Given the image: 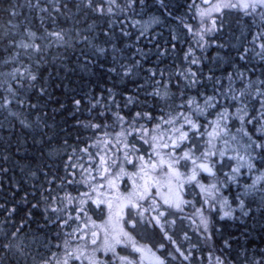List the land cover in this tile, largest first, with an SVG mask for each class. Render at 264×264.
Returning a JSON list of instances; mask_svg holds the SVG:
<instances>
[{"label": "snow or ice", "instance_id": "6c2138e0", "mask_svg": "<svg viewBox=\"0 0 264 264\" xmlns=\"http://www.w3.org/2000/svg\"><path fill=\"white\" fill-rule=\"evenodd\" d=\"M136 2L8 0L3 9L8 19L0 25V48L3 64L11 71L0 73L4 77L0 111L5 113L0 121L5 153L0 175L13 171L6 166L13 157L17 166L35 158L27 149L21 152L29 138L31 147L49 163L35 170L20 167L32 181L31 194L39 192L40 199L31 208L43 204V222L28 211L16 227L17 205L0 204L5 226L13 225L0 238V264H27L32 248L33 264H205L196 254L205 249L192 242L186 221L196 226L198 239L207 245L213 237L214 212L224 219L234 218L237 208L242 216L255 208L264 216V70L253 79L252 70L231 62V70L218 74L222 61H217V67L205 73L202 56L189 46L184 67L174 72L148 70L143 80H133L141 60L124 62L120 43L130 33L121 22L117 34L116 20L117 13L123 15ZM203 3L207 7L195 0L189 5L200 18L198 29L182 21L201 53L209 44V33H229L252 45L241 46L239 61L247 62L249 52L264 61V0ZM242 18L244 28L235 35ZM179 39L172 35L173 41ZM53 44L64 52H52ZM77 48V59L85 67L103 68V61L110 58L106 71L113 81L130 82L133 89L116 91L114 83L92 95L87 116L77 119V135L69 143L47 134L49 125L43 119L47 113L30 90L39 83L38 95L48 96L43 74L63 65L68 51L75 54ZM74 104L79 111L82 100L74 99ZM245 173L248 180L242 182ZM234 186L237 207L226 195ZM8 191L15 201L20 185L9 180ZM28 195L22 197L25 206L30 203ZM25 219L29 229L36 224L34 231L24 233ZM217 251L214 258L208 251L207 264H264V250L259 259L246 249L233 255L225 240Z\"/></svg>", "mask_w": 264, "mask_h": 264}, {"label": "trees", "instance_id": "16d2710c", "mask_svg": "<svg viewBox=\"0 0 264 264\" xmlns=\"http://www.w3.org/2000/svg\"><path fill=\"white\" fill-rule=\"evenodd\" d=\"M46 2V0H42ZM198 6H205L203 0H195ZM213 2V0H210ZM118 3L123 5L125 0H118ZM192 0H144L141 4L140 0H137L132 9L126 10L121 15L117 13L119 19L116 20V32L119 34L121 22L123 27L130 33L128 37H122L120 47L124 49L123 57L125 63H130L133 59L141 60V68L139 75L133 77V80H143L148 70H160L168 69L169 71H176L179 68L184 67V53L188 50L189 46L196 48L197 54L202 56L204 68L206 73L208 68H216L217 61H222L220 67L217 68V73L227 68L231 70V62H236L244 68L252 70V78L256 79L260 77L261 71L264 70V61H261L254 53L249 52L250 59L245 61H239L238 55L242 52V45L249 48L252 45L248 44L246 40H237L235 36L229 33L214 35L209 33L206 39L209 44L206 46L205 51L201 53L195 44L194 37L188 33L187 29L183 27V23L192 25L196 30L199 24V17L195 16L196 9L189 8ZM8 6V0H0V25L5 24L8 17L3 12V9ZM116 19V18H113ZM234 19V17H230ZM150 21L151 24L148 27H142V22ZM100 24L104 21L100 20ZM134 25V26H133ZM235 27V25H234ZM244 28L243 18L240 21L239 29L236 30L235 35H240L241 30ZM144 31V35H140V31ZM255 31V29H253ZM178 35L180 39L178 41L172 40V35ZM54 39V38H53ZM250 39V37H249ZM219 41L225 44L224 48L217 46V43L213 41ZM176 44L175 49L172 48V44ZM139 50V51H138ZM166 50V51H165ZM259 49L257 48V51ZM63 53L64 50L57 49L53 44L52 52ZM160 52H165V55L160 56ZM3 53L0 48V73L11 71V66L7 68L3 64ZM79 56V48L75 49V54L72 50L67 53L68 59L63 65L57 64L55 69L49 68L47 72L43 74V83L47 87L48 96L40 97L38 90L40 84L37 83L34 90H30L32 99L37 102L42 112H46L47 115L43 117L49 125L46 129L49 136H55L61 141L65 138L72 143L77 135L76 122L77 119L87 116V101L92 95H99L101 91L106 88L112 87L114 83L118 85L116 91H121L127 87L129 90L133 89L132 83L125 84L123 81H113L112 74L106 71L107 66L110 64V58L103 61L104 67L101 68L99 64L89 65L85 67L83 63L77 59ZM82 59V58H81ZM28 61L24 59L23 66H27ZM19 66V65H18ZM195 67V66H193ZM23 70V67L21 68ZM51 73V79L49 74ZM3 80L4 77L0 75V95H3ZM74 99H81L82 105L79 111H75ZM62 105V106H61ZM15 106H13L14 108ZM5 113L0 111V121L3 120ZM25 115H29L30 119L35 117L25 112ZM9 120L12 118L9 117ZM5 126L7 122L5 121ZM17 127H19L17 123ZM43 127V125H41ZM0 137H4V133L0 131ZM6 138V137H5ZM15 143V141L13 142ZM32 141L29 138L28 144L21 149V152L27 149L30 157L34 159H28L25 161H19V166L15 157L6 165L8 168L13 169L7 176L0 175V181H3L4 189L0 191V204L6 203L8 207H11L14 203L17 205V213L14 217V225L19 227L22 218H26L27 212L32 211L35 213V220L43 222V204L36 209L31 208L32 203H36L40 199L39 192L33 196L32 181L28 179L23 172L20 171V167H31L32 169L42 168L45 163H49L42 158L39 152L35 151L31 147ZM4 148L0 146V158L4 155ZM3 161L0 159V164ZM9 180L12 184L20 185V192L13 201L10 192L8 191ZM71 191V189H69ZM29 193L28 201L30 203L25 206L22 197L25 193ZM73 195L75 193L73 192ZM236 214H240L236 211ZM6 213L3 209H0V238L3 236V231L13 230V225L9 224L7 227L4 224ZM25 228L24 233L34 231L36 224H31V229L27 227L29 221L24 220ZM215 227L213 229V239L219 249L224 248V241L227 240L232 245L233 255L241 249H246L249 256L253 253L256 254V258L259 259L260 253L264 250V216L261 215L259 210H253L248 216H242L240 219L234 218L228 221H214ZM24 233H21L23 237ZM54 235L52 231L49 233ZM27 242V241H26ZM55 243V239L53 240ZM62 242V240L60 241ZM213 246V244H209ZM214 247V246H213ZM218 249V248H217ZM216 249V250H217ZM219 254V252H218ZM217 254V255H218ZM36 256L35 248H32L31 255L27 258V264H33V257ZM242 258V257H241Z\"/></svg>", "mask_w": 264, "mask_h": 264}, {"label": "rangeland", "instance_id": "374dc122", "mask_svg": "<svg viewBox=\"0 0 264 264\" xmlns=\"http://www.w3.org/2000/svg\"><path fill=\"white\" fill-rule=\"evenodd\" d=\"M214 2H215V0H213L212 3H214ZM203 4H204V3H203ZM201 7H207V5H205V6H201ZM150 24H151L150 21H148V22L144 21V22L141 23V26L146 28V27H148ZM209 26H210V21H209ZM198 27H199V24H198ZM197 29H198V28H197ZM245 180H248V174H247V173H245V175L243 176V178H242V182L245 181ZM248 182H250V180H249ZM237 194H238V193H237V190H236L235 186L232 188V191H231V192H227V193H226V195H227L228 198H229V201H230V202H233V207H237V204L234 202V200H235V195H237ZM237 210H239V209L237 208ZM253 210H255V208H254ZM190 211H191V209H190ZM205 214H207V211H206ZM221 215H222V213H217V212H214V213L212 214V216H211V221H212V222H211V224H210V231H212L213 228H214V227H213V219H214L215 216L217 217L218 220H221V221L233 220L234 218H238V219H240V218L242 217L241 214H236V213H235V217H234V218L225 217L224 219H221V218H220ZM185 226H186L188 232H189L190 234H192L193 239L196 241V243H199L200 245H204V246H205L206 251H203V253H204V252H207V253H208V251H212L213 257H215V255L218 254V251H217L216 249H217V248L219 249V247L215 244L214 239H211L210 241H208L207 245H205V244L202 242V238L198 239V237H197V235H196V226H195L194 224H191L190 222L186 221V222H185ZM195 241H194V242H195ZM61 243H62V242H61ZM209 244H210V245L213 244L214 247H213V246H209ZM200 252H201V251H200ZM176 264H178V263H176ZM205 264H207V263H205Z\"/></svg>", "mask_w": 264, "mask_h": 264}, {"label": "flooded vegetation", "instance_id": "af4514ba", "mask_svg": "<svg viewBox=\"0 0 264 264\" xmlns=\"http://www.w3.org/2000/svg\"><path fill=\"white\" fill-rule=\"evenodd\" d=\"M212 232H213V230H212ZM189 235L191 236V238H192V242L193 243H196V241L193 239V236H192V234H190L189 233ZM140 237H138V239H139ZM212 239H213V237H212ZM195 241V242H194ZM201 246V248H204L205 249V251H206V248H205V246L204 245H200ZM196 254H197V257H200V256H203V258H204V262H206L207 263V258H208V253L207 252H200L199 250H197V252H196ZM176 263H178V262H176Z\"/></svg>", "mask_w": 264, "mask_h": 264}]
</instances>
